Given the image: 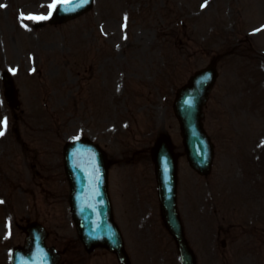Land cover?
<instances>
[{
  "label": "rangeland",
  "instance_id": "obj_1",
  "mask_svg": "<svg viewBox=\"0 0 264 264\" xmlns=\"http://www.w3.org/2000/svg\"><path fill=\"white\" fill-rule=\"evenodd\" d=\"M124 1L129 2L124 4ZM132 1L134 0H112V4L107 1L104 6V0H98L93 13H88L81 20V23L85 24L83 30H78L74 21L65 26L54 27L48 24L32 30L33 15L44 13L48 0H0V4H3L0 5V70L9 67L16 69L13 73L14 80L19 90L21 108L25 110L20 115L25 117L27 112H32L29 111L32 107L41 106L45 111H40L42 115L39 117L48 119L51 108L54 109L57 185L55 189L57 187L59 191L53 204L54 217L64 214L61 198L64 188L59 162V148L62 142L71 136L84 134L106 143L109 137L111 138L116 130L122 127V123L128 122L132 117L130 122L133 130L139 126H148V131L151 132L146 137L144 145L150 143L152 137L162 128L161 124L166 125L164 128L170 126L168 100L172 97L170 92L172 88L183 82L191 71L205 64L211 55L210 59L217 62L219 77L212 94L213 104L207 108L206 125L216 139L217 157L213 172L208 177H200L186 164L184 168L183 163H179V186L183 187V197L188 200L192 195L196 202L184 209L187 228L194 233L202 222L207 223L203 229L204 240L201 239L197 246L199 264H264V197L256 200L257 210H252L259 216L257 225L253 226L252 222L243 216V197L237 202L231 199V192L242 189L243 196V188L247 187L243 186L246 184L243 175L245 165L243 147L246 150L250 145L248 139L251 135L250 128L258 124L259 120L258 116L251 114L260 116L264 112L263 60L254 55L252 57L254 59L248 61L247 71L246 63L243 61V44L240 42L243 41L242 34L245 36V32L264 23V0H260L257 7L252 8L247 0H243L241 19L244 31L229 30V34L221 32L222 36L215 34L219 41L214 44L215 47L195 46L198 32L193 34L190 32L188 36L183 34L182 41H171L173 44L176 42L174 47L170 46V41L164 43L157 39L160 37L162 39L164 34L166 39L171 37L170 32L165 31L167 26L176 28L174 32L200 30L203 35L205 30L213 28L212 25L220 27L218 30H225V26L230 24L227 21L233 22L231 19L233 17L238 24L240 23L238 9L236 13L234 8L228 13H225L226 10L223 11L221 15L228 19L219 20V14L215 13L213 8L215 6L212 7L210 0H196L193 3H196L194 8L188 11L192 16L190 22L182 24L176 8L186 1L154 0L155 3L150 4L151 11L156 6L171 5L173 6L171 10L175 13L167 15L168 21L155 17V14L147 16L144 20L138 19L146 22L145 26H149L150 29L144 33L143 31L136 33L134 27L139 24L133 27L130 19L137 13L131 15L123 8L120 9L122 4L128 5ZM197 3L204 8H198ZM107 4L114 6L112 12L106 11ZM242 6L239 7L242 9ZM100 10H103L105 17L108 13L117 23L122 15H127L128 28L101 30L104 34L107 32L110 34L107 40L101 38V42L93 18L94 12L97 14ZM216 21H222V25H214ZM93 33L96 34L92 35ZM263 36L264 33L259 32L257 35L253 34L250 39L262 46ZM141 38L143 43L149 38L152 40L151 44L161 43L164 47L161 54L158 52L160 46L152 45V55L145 62L139 61L141 58L136 57L125 61L124 59L133 51L123 48V44L128 42L130 45L134 39ZM139 42L143 44L141 40ZM262 47L264 48V45ZM115 54L119 55L116 59L109 58ZM134 54L146 53L138 51ZM98 57H104L100 68L97 66L101 58ZM162 58H165L164 61ZM31 68L34 69L33 72H30ZM86 75L91 76L87 82L84 81ZM85 84H90L88 89ZM147 87L154 92L158 91L160 97L156 98L148 93ZM151 104L154 105L152 106L154 110L159 111V123L153 121V118L144 122L143 117L137 113L132 116L134 109L142 105L150 107ZM44 131L41 133L48 135V132ZM126 134L121 136L130 141L129 135ZM138 135L135 134V138ZM130 145L135 147L138 143ZM108 149L116 157L119 156V148L108 145ZM143 153H133L135 158L125 157L124 154V159H121V163L133 177L129 182L136 184L135 186H146L141 179L144 175L151 174L149 157ZM260 173L264 178L262 167ZM117 176L116 174L111 176L112 186L118 184ZM118 177L122 186V175ZM119 198L121 200L122 195ZM47 202L40 200L41 216L51 208ZM50 217L51 215L48 216V226L51 231L53 229L57 232L56 219L53 217L50 220ZM128 226L126 225L127 228ZM243 229L246 231L245 234ZM261 229L263 242H258ZM13 240L15 238L10 243ZM222 240L225 242L224 247L221 246ZM160 255L155 252L150 254L148 264L175 262L169 253L164 255L165 261L161 262ZM64 264H114V262L109 258L100 260L70 252L65 255Z\"/></svg>",
  "mask_w": 264,
  "mask_h": 264
},
{
  "label": "water",
  "instance_id": "obj_2",
  "mask_svg": "<svg viewBox=\"0 0 264 264\" xmlns=\"http://www.w3.org/2000/svg\"><path fill=\"white\" fill-rule=\"evenodd\" d=\"M211 84L210 73L208 70L202 71L197 74L189 85L185 86L180 94V99L177 101L178 107L182 111L181 119L183 120L185 141L187 143V149L193 151L195 147H198L201 151H204V142L202 133L195 128V121L193 120L195 109V102L202 97L208 90V86ZM205 154V152L203 153ZM157 162L161 163V169L163 175V189H171L173 185L172 165L169 161V157L166 152L158 154ZM172 170V171H171Z\"/></svg>",
  "mask_w": 264,
  "mask_h": 264
},
{
  "label": "snow or ice",
  "instance_id": "obj_3",
  "mask_svg": "<svg viewBox=\"0 0 264 264\" xmlns=\"http://www.w3.org/2000/svg\"><path fill=\"white\" fill-rule=\"evenodd\" d=\"M5 125H6V121H5ZM0 135H3V132H0Z\"/></svg>",
  "mask_w": 264,
  "mask_h": 264
}]
</instances>
